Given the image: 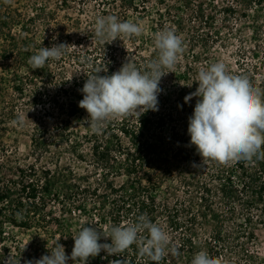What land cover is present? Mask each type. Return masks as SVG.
Segmentation results:
<instances>
[{
  "label": "trees",
  "instance_id": "trees-1",
  "mask_svg": "<svg viewBox=\"0 0 264 264\" xmlns=\"http://www.w3.org/2000/svg\"><path fill=\"white\" fill-rule=\"evenodd\" d=\"M62 3L69 7L70 0ZM97 3L100 16L115 15L120 21L139 25L140 20L148 19L149 30L139 37L122 36L128 42L122 62L112 56L106 66L94 64L69 87L71 79L59 80L50 61L35 70L28 63L43 47L33 35L36 24L42 16L49 26V17L37 10L22 22L18 11L0 8V62L10 72L9 78H0V97L6 99L7 93L14 92L19 99L27 94L30 106L44 110L33 115L29 135L40 164L19 166L11 177L0 162V242L8 225L34 232L54 230L70 256L72 237L83 227L107 233L113 225L134 222L147 214L169 233V247L178 249V254L169 252L160 264H191L201 250L219 258L221 264H264L257 252L259 233L264 232V159L254 157L226 165L203 163L187 131L188 119L200 98L184 102L198 87L199 70L220 62L216 56L207 58L210 49L217 43L227 47L235 35L248 29H253L254 46L239 50V69L228 71L245 75L254 86L264 89V0ZM218 15H222L220 22ZM166 28L182 38L184 51L173 72L161 78L158 111L109 120L99 133H93L89 126L84 131L76 129L73 120L86 112L79 101L87 75L101 69L97 75H111L128 58L144 71L158 54L154 34ZM169 84L176 89L168 92ZM5 105L8 107L0 108L3 118L25 128L19 122L24 110L19 112L12 99ZM85 161L86 175H80L79 167ZM99 242L111 243V239L101 237ZM43 255L45 250L39 246L25 253L33 262ZM121 261L155 264L139 254L137 244L116 256L101 251L89 257L87 264ZM74 263L83 264L79 260Z\"/></svg>",
  "mask_w": 264,
  "mask_h": 264
},
{
  "label": "clouds",
  "instance_id": "clouds-1",
  "mask_svg": "<svg viewBox=\"0 0 264 264\" xmlns=\"http://www.w3.org/2000/svg\"><path fill=\"white\" fill-rule=\"evenodd\" d=\"M94 33L101 42L111 43L122 36L139 37L143 29L138 23L107 15L96 19ZM68 46L60 43L41 47L29 57L28 63L33 70L43 69L47 61L60 59ZM154 46L157 57L147 63L144 71L128 58L111 75H97L102 69L87 75L80 89L83 99L79 101V107L88 113L85 123L93 133L101 132L109 120L131 115L140 117L149 110L158 111L161 78L173 72L184 47L182 38L167 28L154 34ZM196 82L198 87L184 97V102L188 103L193 97L200 98L188 119L187 131L190 144L196 147L203 163L216 161L226 165L240 160L252 161L254 157L264 159V89L254 86L245 75L231 74L224 62L200 69ZM19 122H23V117ZM144 233L146 235H142ZM101 237L110 238L111 243H100ZM60 238L51 248L47 246L50 254L26 264H68L69 260L87 264L89 257H96L101 251L116 256L133 244L138 245L142 257L146 256L155 264H160L169 252L178 254L176 247H169V233L152 222L147 214L139 215L134 222L113 225L107 233L95 227H83L72 237L74 246L70 256L59 243ZM6 264H14L11 257ZM191 264H221V260L201 250L194 255Z\"/></svg>",
  "mask_w": 264,
  "mask_h": 264
},
{
  "label": "rangeland",
  "instance_id": "rangeland-1",
  "mask_svg": "<svg viewBox=\"0 0 264 264\" xmlns=\"http://www.w3.org/2000/svg\"><path fill=\"white\" fill-rule=\"evenodd\" d=\"M64 0H0V8L11 11H18V14L22 16V22L29 20L33 14L41 12L43 15L49 17L50 25L48 26L41 16V19L36 24L37 27L34 31V37L39 41V44L43 47H51L53 44L65 43L69 45L65 50V54L58 60H49L52 70L58 76L59 80L71 79L66 86L69 87L75 77H80L90 72V68L94 64H102L106 66V63L112 58L117 57L121 62L124 59V52L127 50L128 42L117 38L111 43L101 42L98 38L94 37V24L96 19L100 17L97 13L99 5L98 0H70L69 7H65L62 3ZM84 9V10H83ZM83 10V11H82ZM53 15V16H52ZM130 19H134L132 14L129 15ZM20 18V17H19ZM222 19V15H218V22ZM221 25V23H219ZM149 21L140 20V26L143 32L149 30ZM61 27V29H60ZM17 32V31H16ZM253 29L244 30L241 34L235 35L230 44L224 48L215 44L209 51V57L213 60L215 56L220 59V62H224L231 72H235L240 67L239 50H242L244 46L246 49L254 46ZM51 44L48 45L47 44ZM116 48H115V45ZM102 68V67H101ZM9 78V69L3 66L0 62V78ZM167 91L171 92L176 89V85L167 86ZM29 95L15 98L14 92L6 94V99H12L16 102V107L19 112L23 113V124L25 128L18 123L10 122L3 118L0 111V162L4 164L7 169V174L14 177L17 167H26L32 164H40V161H36L37 155L34 154L31 148L30 132L32 126L33 115L37 110L42 113L44 110L41 108L32 107L29 104ZM5 98L0 97V108L8 107L5 105ZM29 107V108H28ZM51 108L49 105L47 106ZM1 110V109H0ZM52 110V109H51ZM88 117V113L80 114L73 120V126L81 131L87 128L85 123ZM169 130L166 129V134ZM63 159L62 162H65ZM87 161L83 162L79 167L78 173L80 175H86L85 168L87 167ZM53 209L56 205H52ZM59 216L60 212L58 208L55 209ZM6 236L4 241L0 242V264H6L9 257L14 261V264H26L29 258H26L25 253H31L38 246L45 250V254L48 255V247L51 248L53 242L61 237L58 232L50 230L49 232H34L26 231L14 226L6 227ZM71 234H74L71 233ZM259 244L257 246V252L260 259L264 262V232L259 233ZM48 246V247H47ZM7 248V249H6ZM22 251V252H21ZM68 264H75L69 262Z\"/></svg>",
  "mask_w": 264,
  "mask_h": 264
}]
</instances>
